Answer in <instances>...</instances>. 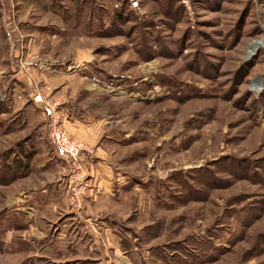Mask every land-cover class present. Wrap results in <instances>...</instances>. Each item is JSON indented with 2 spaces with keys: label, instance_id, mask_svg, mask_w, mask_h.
I'll use <instances>...</instances> for the list:
<instances>
[{
  "label": "rangeland",
  "instance_id": "374dc122",
  "mask_svg": "<svg viewBox=\"0 0 264 264\" xmlns=\"http://www.w3.org/2000/svg\"><path fill=\"white\" fill-rule=\"evenodd\" d=\"M137 1L0 0V93L99 122L114 182L73 195L48 113L0 94V264H264V0Z\"/></svg>",
  "mask_w": 264,
  "mask_h": 264
},
{
  "label": "crops",
  "instance_id": "0c3cea01",
  "mask_svg": "<svg viewBox=\"0 0 264 264\" xmlns=\"http://www.w3.org/2000/svg\"><path fill=\"white\" fill-rule=\"evenodd\" d=\"M35 70H37V69H35ZM19 75H20V72H18L16 74V79H14V82L16 80V84H17V80L21 79ZM43 77L45 78V80L47 82H49V74H48V77H47V75L43 76ZM0 79H1V75H0ZM0 81H3V79ZM26 83L27 82H24L25 85H26ZM19 87L20 86L18 84L15 88H13V92L11 94H8L4 90L3 94L0 93L1 95H3L1 100L4 102H8V100H12L13 101L12 102L13 107L15 108V106H18L21 104V102H22L21 99H24L26 97L29 99L31 98L30 99L31 102L29 103V106L27 105L28 110L29 111L31 110L30 112H35L36 114H39L41 116H45L47 114L46 109L41 107L39 104H37L34 101V99L32 97H30V93H29L30 90H28V92H26V90H25L26 94H22L20 92ZM4 97H6V99ZM61 108H62L63 114L65 116L67 115V126H68L69 130L72 131L73 136L80 138L81 140H84L86 142L87 141L91 142L90 140L92 138H94V135L100 130V123L99 122L96 123L94 121L88 120L87 118L83 117L80 114H77V113L75 114L73 112L74 110H71L69 108V106H64V108L63 107H61ZM29 138L31 140L29 139V141H26V143L23 145L24 147L22 148V151L20 153H26L28 151V153L32 152V154H34L36 151L38 153L43 152L46 154V152H47L46 142L49 143V140H47V138L42 139V137L36 131L32 135H30ZM49 139H50V137H49ZM51 143L53 144L52 141H51ZM53 149H55L54 144H53ZM54 151H55V154L57 155L56 149ZM101 153H102V150L100 148H93L91 146V149L84 152L82 155V163H83L84 167L86 168L87 174H88V176H87L88 193L87 194L88 195L93 194L95 199H97V197H99V195L107 194L109 196L110 195L113 196V191H114V187H113L114 182L112 179L113 167L111 166V163H109L106 159H102L100 157ZM57 157H58V155H57ZM15 160H16V163L20 162L18 160V158H15ZM67 176H69V175H65V181L69 180L70 184L72 185L73 184L72 173H71L70 179H68ZM58 185L60 187V185H62V184L58 183L57 186ZM56 189H58V187H56ZM39 192L47 193V188L40 189L39 191H33V192L30 191L29 193H24L18 197H15L13 199V203H17V206H19V208H18L19 210L22 206L25 205L29 210H33L35 213H39L38 209L37 210L35 209L36 207H39L41 202H43L42 199H39V197H38ZM57 192H59L58 195H60V188L58 189ZM22 210H23V208L20 211H22Z\"/></svg>",
  "mask_w": 264,
  "mask_h": 264
},
{
  "label": "built area",
  "instance_id": "2783aa9c",
  "mask_svg": "<svg viewBox=\"0 0 264 264\" xmlns=\"http://www.w3.org/2000/svg\"><path fill=\"white\" fill-rule=\"evenodd\" d=\"M129 2L132 9L140 8L139 2L137 0H129ZM25 63V65L22 64L23 67L28 66L31 68L45 70H49L53 66V64L38 57H32ZM113 85L107 87L110 92H115L117 90V88ZM33 99L37 104L45 108L49 115V137L55 146L58 157L68 162L72 167L73 179L76 180L73 187V195L78 198L88 189V184L86 181L87 175L82 163V155L84 152L90 149L89 145L85 141L79 140L72 136L70 132L63 127L62 119L57 112L56 107H54V105L51 104L41 93L34 94Z\"/></svg>",
  "mask_w": 264,
  "mask_h": 264
},
{
  "label": "trees",
  "instance_id": "16d2710c",
  "mask_svg": "<svg viewBox=\"0 0 264 264\" xmlns=\"http://www.w3.org/2000/svg\"><path fill=\"white\" fill-rule=\"evenodd\" d=\"M118 16H119V17L122 16L121 13H118Z\"/></svg>",
  "mask_w": 264,
  "mask_h": 264
},
{
  "label": "bare ground",
  "instance_id": "6f19581e",
  "mask_svg": "<svg viewBox=\"0 0 264 264\" xmlns=\"http://www.w3.org/2000/svg\"><path fill=\"white\" fill-rule=\"evenodd\" d=\"M259 44L257 43V46H258Z\"/></svg>",
  "mask_w": 264,
  "mask_h": 264
}]
</instances>
